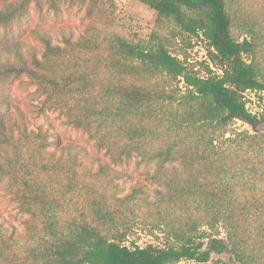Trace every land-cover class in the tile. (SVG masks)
Wrapping results in <instances>:
<instances>
[{
    "label": "trees",
    "instance_id": "obj_1",
    "mask_svg": "<svg viewBox=\"0 0 264 264\" xmlns=\"http://www.w3.org/2000/svg\"><path fill=\"white\" fill-rule=\"evenodd\" d=\"M30 1L0 8L6 39ZM81 1H88L90 18L103 5ZM139 1L157 12L159 25L173 24L184 49L202 33L223 76L202 63L203 76L187 55L181 59L182 52L162 42L103 35L94 22L77 39L34 31L44 51L40 57L32 52L31 61L18 48L0 54V77L28 76L45 97L44 109L59 110L112 164L136 158L158 185L152 197L139 182L124 195L96 194L68 218L37 194L23 235L0 234V264H178L206 262L213 253L229 254L232 264H264V132L234 128L238 120L258 124L245 94L264 91V26L248 21L249 36L235 37L236 0ZM83 53L96 57L91 72L79 63ZM8 111L0 104V133ZM71 154L86 156L79 147ZM94 174L121 175L103 161ZM136 200L149 207L164 246L128 240L124 206Z\"/></svg>",
    "mask_w": 264,
    "mask_h": 264
},
{
    "label": "rangeland",
    "instance_id": "obj_2",
    "mask_svg": "<svg viewBox=\"0 0 264 264\" xmlns=\"http://www.w3.org/2000/svg\"><path fill=\"white\" fill-rule=\"evenodd\" d=\"M9 1L15 4L20 2L0 0V8ZM236 1L240 11L232 30L235 37L242 39L249 36L243 29L248 21H256L264 26V0ZM102 2L103 5L90 18L87 13L88 1L31 0L25 13L14 19L12 33L7 39L3 27H0V54L10 55L14 48H18L24 50L31 61L32 52L40 57L44 51L43 41L34 31L51 34L55 40H61L64 35L77 39L94 22L102 29L103 35L114 31L140 44L162 42L174 54L182 52L183 55H178L181 59L189 55V47L187 50L183 48L182 35H178L173 24L159 25L157 12L144 3L139 0ZM191 37L188 38L190 44ZM78 59L79 63L89 67V72L97 66L93 54L83 53ZM203 69L199 70L205 75ZM245 96L247 106L257 115L258 124L253 128L238 120L234 128L264 132V91H248ZM44 98L26 75L0 77V104H6L9 110L6 129L0 133V227L3 226L0 234L23 235L26 220L33 219L31 214L36 208L37 194L52 199L55 210L63 218L78 214L80 208L86 206L96 194L101 193L99 195L105 198H110L114 193L126 194L134 182L142 183L149 190L150 197L155 195L154 189L158 185L147 177L144 164L138 165L136 158L122 165L112 164L103 151L96 149L88 134L67 123L59 110L44 109ZM76 147L81 148L86 156L78 158L72 155ZM102 161L112 165L121 175L111 180L96 177L94 172ZM152 168L150 170L153 172ZM124 208V217L130 224L129 241H136L142 246L149 243L164 246L167 243L163 233L153 229L154 219L145 202L136 200ZM178 264L232 262L227 253H213L206 262L182 260Z\"/></svg>",
    "mask_w": 264,
    "mask_h": 264
},
{
    "label": "built area",
    "instance_id": "obj_3",
    "mask_svg": "<svg viewBox=\"0 0 264 264\" xmlns=\"http://www.w3.org/2000/svg\"><path fill=\"white\" fill-rule=\"evenodd\" d=\"M188 53L187 63L194 64V68L202 70L201 66L202 63H204L208 65L217 76H223V69L212 60L209 53L208 41L202 33L191 37V45L188 49ZM202 72L206 75L205 70Z\"/></svg>",
    "mask_w": 264,
    "mask_h": 264
}]
</instances>
